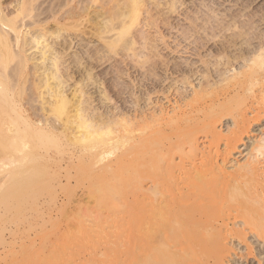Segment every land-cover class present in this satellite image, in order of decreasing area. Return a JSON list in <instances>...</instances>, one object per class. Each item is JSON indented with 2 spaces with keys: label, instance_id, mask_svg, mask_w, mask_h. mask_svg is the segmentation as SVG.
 I'll return each mask as SVG.
<instances>
[{
  "label": "bare ground",
  "instance_id": "obj_1",
  "mask_svg": "<svg viewBox=\"0 0 264 264\" xmlns=\"http://www.w3.org/2000/svg\"><path fill=\"white\" fill-rule=\"evenodd\" d=\"M230 1L0 0V260L258 256L264 131L225 164L264 115V5ZM73 179L92 203L69 214L54 187Z\"/></svg>",
  "mask_w": 264,
  "mask_h": 264
},
{
  "label": "rangeland",
  "instance_id": "obj_2",
  "mask_svg": "<svg viewBox=\"0 0 264 264\" xmlns=\"http://www.w3.org/2000/svg\"><path fill=\"white\" fill-rule=\"evenodd\" d=\"M214 1L215 2H220V1L223 2L222 6H221L223 8L224 7L228 8L229 6H232V4H233V1H230V0H214ZM263 5H264V0H252V4L250 5V7L251 8L253 7L255 9V7L261 8L260 6H263ZM181 17H177V18L174 17L175 18L174 21L176 22V20H177L178 22H181V20H182ZM179 19H181V20L179 21ZM260 21H261V28L264 30V21L263 20H260ZM173 33H175L174 30H172V34ZM169 40H172V39H169ZM183 43L185 44V43H187V41H184ZM162 52L165 53V52H167V50L163 49ZM171 55H172V53L169 54V56H171ZM182 55L184 57H189L190 59L196 60V56L194 54L184 53ZM67 57H68V55H67ZM133 75L134 76L138 75V72L135 71ZM113 98H115L114 95H113ZM116 99L118 100L117 105L121 104V101L118 98H115V100ZM261 102L262 101L259 100V102L256 105H254L256 110H258L260 106L262 107ZM223 122H224V124H223L221 129H223V132H225L226 128L230 125V121H228V119H227V120H224ZM250 130L251 131H250L248 137H245L242 144L237 145L238 148L237 149L235 148L236 150L234 149V151L232 152V155L229 156V158H228L229 160L228 161L226 160L227 162L225 161L226 164L225 163L224 164H225L226 168L228 167L227 170H232V165L236 164V162L237 163L242 162L245 159V157L248 155L250 148H251V145L254 143V141H256L262 135V132L264 131V115L262 112H261V119L259 122H255V121L251 122ZM222 144H221V142L219 143L221 149H223L222 147H224V145H222ZM86 185H87V183L85 181L74 182V179H73L72 184H70L68 186H55L54 187L55 201H57L58 207L61 204L62 205L61 207L65 208V210L67 212H69V214H70L73 211H75V209L78 206L90 205L92 203V199L89 197V193H88V189H87ZM50 214H51L50 220L58 221L60 224L59 227H65L66 225L69 224L68 220L66 221L64 218L61 220L58 219L59 214H60L59 210L52 208V210L50 211ZM50 225H51L50 221L46 222V226L49 229L51 228ZM49 235H50V239H52V240L55 239V233L53 231L51 232V229H50ZM250 241L253 242L254 246H256V251L259 253L257 257H252L250 259H245V258L240 257L239 256L240 252H243L245 250V248H244L245 244L241 241L234 239V242L232 240L233 246H235L237 249L232 248L231 252L227 255L228 258L229 257L232 258L231 262H234V263L229 262L226 264H258V262H259V264H264V252H263L264 246L262 245L261 242H258L256 239H254L253 237H251L249 235V239L247 240V242L249 243ZM235 252H237L238 255H235L234 254ZM81 255H82V257H81ZM83 255L87 257V255L85 253L84 254L81 253L79 255L80 258H84ZM228 258L226 259L227 261H228ZM77 260H80V259H77ZM0 261H1L0 264H5V263L6 264H13V263L3 262V260H0Z\"/></svg>",
  "mask_w": 264,
  "mask_h": 264
}]
</instances>
